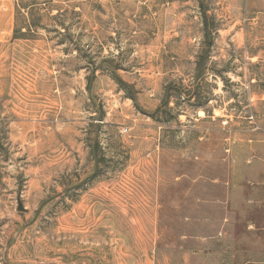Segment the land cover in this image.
Listing matches in <instances>:
<instances>
[{
	"label": "rangeland",
	"instance_id": "obj_1",
	"mask_svg": "<svg viewBox=\"0 0 264 264\" xmlns=\"http://www.w3.org/2000/svg\"><path fill=\"white\" fill-rule=\"evenodd\" d=\"M0 8V264H264V0Z\"/></svg>",
	"mask_w": 264,
	"mask_h": 264
},
{
	"label": "crops",
	"instance_id": "obj_2",
	"mask_svg": "<svg viewBox=\"0 0 264 264\" xmlns=\"http://www.w3.org/2000/svg\"><path fill=\"white\" fill-rule=\"evenodd\" d=\"M4 15H8L9 20L7 21V23H8L7 26H5L4 23L0 22V34L4 33V32H7V31H10L11 30V26H12V20H11L10 13H8L7 11L4 12V9L0 8V18H1V20L3 19Z\"/></svg>",
	"mask_w": 264,
	"mask_h": 264
},
{
	"label": "trees",
	"instance_id": "obj_3",
	"mask_svg": "<svg viewBox=\"0 0 264 264\" xmlns=\"http://www.w3.org/2000/svg\"><path fill=\"white\" fill-rule=\"evenodd\" d=\"M200 7H201V5H200ZM201 12H202V14H203V17L205 16V9L203 8V7H201ZM205 18V17H204ZM205 20H206V18H205ZM205 20H203V22H204V24L206 25V21ZM118 80H119V83L120 84H123V81L121 80V79H119L118 78ZM94 155L96 156L97 154H96V150H94ZM97 157V156H96Z\"/></svg>",
	"mask_w": 264,
	"mask_h": 264
},
{
	"label": "water",
	"instance_id": "obj_4",
	"mask_svg": "<svg viewBox=\"0 0 264 264\" xmlns=\"http://www.w3.org/2000/svg\"><path fill=\"white\" fill-rule=\"evenodd\" d=\"M20 203V202H19ZM19 207L21 208V203L19 204Z\"/></svg>",
	"mask_w": 264,
	"mask_h": 264
}]
</instances>
